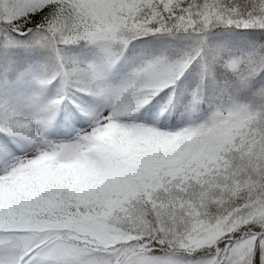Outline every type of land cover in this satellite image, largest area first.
Wrapping results in <instances>:
<instances>
[{
	"label": "snow or ice",
	"instance_id": "1",
	"mask_svg": "<svg viewBox=\"0 0 264 264\" xmlns=\"http://www.w3.org/2000/svg\"><path fill=\"white\" fill-rule=\"evenodd\" d=\"M0 264H264V0H0Z\"/></svg>",
	"mask_w": 264,
	"mask_h": 264
}]
</instances>
